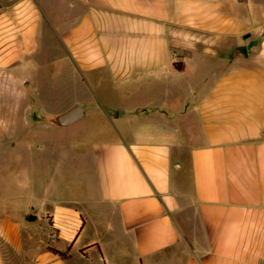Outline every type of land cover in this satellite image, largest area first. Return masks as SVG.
Segmentation results:
<instances>
[{"label":"crops","instance_id":"obj_1","mask_svg":"<svg viewBox=\"0 0 264 264\" xmlns=\"http://www.w3.org/2000/svg\"><path fill=\"white\" fill-rule=\"evenodd\" d=\"M14 4L0 70L46 17L109 107L17 108L40 130L33 174H0V264H264V0Z\"/></svg>","mask_w":264,"mask_h":264},{"label":"rangeland","instance_id":"obj_2","mask_svg":"<svg viewBox=\"0 0 264 264\" xmlns=\"http://www.w3.org/2000/svg\"><path fill=\"white\" fill-rule=\"evenodd\" d=\"M15 1L0 0V11L11 9ZM28 37V41L16 47L18 55L24 57L20 66H10L6 68L7 71L0 70V123L14 122L15 126H19V130L13 129L9 135H6L5 127H0V174H18V158L20 163L26 164L24 170L19 165V174H33V136L34 131L40 130V127L36 129L38 123L34 122L33 127L23 129L25 117L18 113L17 108L36 107V111L46 109L59 112L71 106L73 102L76 103L75 99L81 95V91L86 95L85 98H88V95L93 102L109 107L107 103L92 96L86 82L84 84V81H80V72H74L61 37L54 34L46 17L41 21L40 32L31 30ZM66 79H72L69 91L66 90ZM85 89L89 94H86ZM106 94L111 104L127 106L134 101L118 97L120 93L117 92L110 91ZM81 103L88 104L86 101ZM60 128L57 127L56 130H63L65 127ZM103 133L106 138L114 136V131L93 132L99 136Z\"/></svg>","mask_w":264,"mask_h":264},{"label":"water","instance_id":"obj_3","mask_svg":"<svg viewBox=\"0 0 264 264\" xmlns=\"http://www.w3.org/2000/svg\"><path fill=\"white\" fill-rule=\"evenodd\" d=\"M243 49V48H242ZM85 114L83 106L79 103H76L64 110L63 112L56 114L52 121L57 125H66L71 122L76 121Z\"/></svg>","mask_w":264,"mask_h":264},{"label":"trees","instance_id":"obj_4","mask_svg":"<svg viewBox=\"0 0 264 264\" xmlns=\"http://www.w3.org/2000/svg\"><path fill=\"white\" fill-rule=\"evenodd\" d=\"M53 251L59 253L60 255H65V251H61V250H58V249H55V248H52Z\"/></svg>","mask_w":264,"mask_h":264}]
</instances>
